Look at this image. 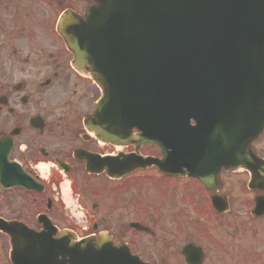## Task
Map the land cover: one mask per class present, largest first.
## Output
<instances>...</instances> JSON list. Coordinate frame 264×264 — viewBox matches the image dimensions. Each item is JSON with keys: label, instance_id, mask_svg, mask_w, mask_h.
Returning a JSON list of instances; mask_svg holds the SVG:
<instances>
[{"label": "flooded vegetation", "instance_id": "flooded-vegetation-1", "mask_svg": "<svg viewBox=\"0 0 264 264\" xmlns=\"http://www.w3.org/2000/svg\"><path fill=\"white\" fill-rule=\"evenodd\" d=\"M95 5L0 0V216L37 231L52 222L81 238L111 236L152 264H264V127L248 154L258 167L232 164L229 143L221 152L218 123L233 113L229 103H216L214 77L222 73L227 83L229 71L207 66L213 115L204 108L197 118L217 128L199 130L198 164L190 163L198 154L188 147L173 155L166 124L164 150L156 138L143 141L137 128L127 144L122 130L107 129L100 118L89 124L98 134L88 122L104 88L93 65H74L64 27L76 29L61 24L66 13L84 18ZM260 34L253 32L252 60L239 63L245 83V74H254L248 87L257 90L264 87ZM115 167L122 173L112 176Z\"/></svg>", "mask_w": 264, "mask_h": 264}, {"label": "water", "instance_id": "water-1", "mask_svg": "<svg viewBox=\"0 0 264 264\" xmlns=\"http://www.w3.org/2000/svg\"><path fill=\"white\" fill-rule=\"evenodd\" d=\"M105 1L100 10L92 11L90 21L80 20V39L71 33L67 38L79 57V66L90 59L105 86V98L93 118L108 123L109 129L113 124L118 130L136 126L144 130L145 141L159 139L163 132L159 125H170L171 133L183 128L185 114L196 105L193 91L207 85V76L202 73L192 80L189 66L194 59L203 65L210 62L212 51L224 56L246 51L252 40L245 39V32L251 35L253 22L258 21L257 26L264 30V0ZM210 28H216V33L208 31ZM229 29L238 30L240 36L226 33ZM219 39L223 42L216 44ZM252 109L256 111L255 106ZM250 113L256 119L260 112ZM237 118L234 115L232 122L235 137L228 141L219 129L218 143L225 150L229 143L236 151L232 164L256 166L258 162L248 160V154L262 124L257 123L259 119L249 122ZM151 126L156 127L154 132ZM175 137L173 148L187 146L199 153L198 139L181 142V137ZM0 230L10 236L13 264H145L131 256L128 247H114L107 238L77 242L70 232L53 237L54 229L37 233L20 222L3 219Z\"/></svg>", "mask_w": 264, "mask_h": 264}, {"label": "rangeland", "instance_id": "rangeland-1", "mask_svg": "<svg viewBox=\"0 0 264 264\" xmlns=\"http://www.w3.org/2000/svg\"><path fill=\"white\" fill-rule=\"evenodd\" d=\"M264 232V229H262ZM10 249V242L8 239L0 234V264H11L8 259Z\"/></svg>", "mask_w": 264, "mask_h": 264}]
</instances>
